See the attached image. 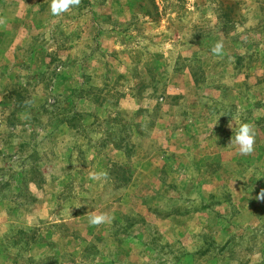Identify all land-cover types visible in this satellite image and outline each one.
<instances>
[{
	"label": "rangeland",
	"instance_id": "obj_1",
	"mask_svg": "<svg viewBox=\"0 0 264 264\" xmlns=\"http://www.w3.org/2000/svg\"><path fill=\"white\" fill-rule=\"evenodd\" d=\"M260 191L264 0H0V264H264Z\"/></svg>",
	"mask_w": 264,
	"mask_h": 264
},
{
	"label": "clouds",
	"instance_id": "obj_2",
	"mask_svg": "<svg viewBox=\"0 0 264 264\" xmlns=\"http://www.w3.org/2000/svg\"><path fill=\"white\" fill-rule=\"evenodd\" d=\"M80 2L81 0H50V12L54 16H59L66 13L70 8L78 7ZM216 51H219V46H217ZM234 127L235 134L234 137L231 138L230 144L234 143L238 146V153L240 155L251 154L254 150L255 144V130L253 126L248 122L241 121L238 126L235 125ZM256 198L264 200V191L257 193ZM107 220L108 216L105 213L89 217V223L92 225H98L106 222Z\"/></svg>",
	"mask_w": 264,
	"mask_h": 264
}]
</instances>
